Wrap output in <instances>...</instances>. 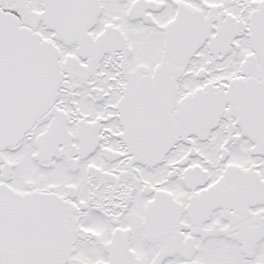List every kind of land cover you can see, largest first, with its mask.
Instances as JSON below:
<instances>
[{
    "label": "snow or ice",
    "instance_id": "obj_1",
    "mask_svg": "<svg viewBox=\"0 0 264 264\" xmlns=\"http://www.w3.org/2000/svg\"><path fill=\"white\" fill-rule=\"evenodd\" d=\"M0 264H264V0H0Z\"/></svg>",
    "mask_w": 264,
    "mask_h": 264
}]
</instances>
